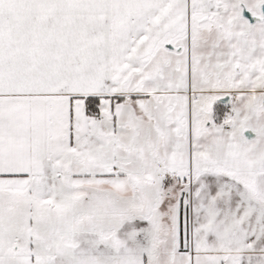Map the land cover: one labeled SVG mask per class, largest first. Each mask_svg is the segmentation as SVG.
Masks as SVG:
<instances>
[{
  "label": "snow or ice",
  "instance_id": "1",
  "mask_svg": "<svg viewBox=\"0 0 264 264\" xmlns=\"http://www.w3.org/2000/svg\"><path fill=\"white\" fill-rule=\"evenodd\" d=\"M0 264H264V0H0Z\"/></svg>",
  "mask_w": 264,
  "mask_h": 264
}]
</instances>
